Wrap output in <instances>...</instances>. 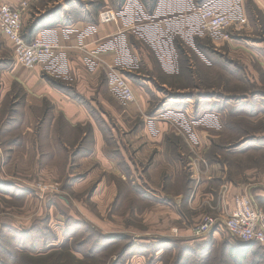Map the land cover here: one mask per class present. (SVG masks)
<instances>
[{
	"label": "rangeland",
	"instance_id": "obj_1",
	"mask_svg": "<svg viewBox=\"0 0 264 264\" xmlns=\"http://www.w3.org/2000/svg\"><path fill=\"white\" fill-rule=\"evenodd\" d=\"M130 1L133 2V9L138 10L142 6L141 0ZM162 1L166 11L181 7L186 14L183 17L190 16L184 20L186 26L179 31L170 27L156 44L145 42L143 33L139 38L132 31H121L125 32L123 35H128L126 38L131 53L127 62L132 66L130 70L117 64V59H114L113 66L95 59L88 52L87 57L95 64L90 65L92 62L88 60L86 67L89 70L95 66L100 80H107L113 70L129 80L132 88L133 84L139 88L147 85L153 90V106L146 114L155 108L160 112L161 103L158 104L156 96L162 101L170 100L168 96L191 99L196 94V86L199 97L213 95L209 97L211 104L202 107H207L209 113L204 115L198 106L199 114L196 115L204 122L209 119L215 124L213 144L200 150L192 148L197 151L193 157L191 148H188L189 160H197L201 168L196 166L195 171L182 173L183 181L188 177L191 180L188 188L175 187L177 181L167 187L117 188L113 201L104 208L100 207L96 220L85 218L80 211L79 214H68L65 203L58 199L63 197L59 184V192L50 195L42 194L36 188L42 181L29 185L27 191L19 185L15 186V181L13 183L9 179L8 184L0 186V264H264L263 248H258L254 256H245L240 260L233 258L227 252V246H232V242L223 228L233 198L239 195L232 188L237 184L232 178L239 173L244 175L254 166L258 169H253V175H258L259 168L264 170V59L245 54L264 51V17L260 11V15L255 12L250 0H220L217 6L208 5L211 0L200 6L196 5L197 0H158L157 8ZM22 2L27 5L22 15L24 29L34 19H46L45 24L50 27L54 23L62 25L65 22L67 25L62 26L69 28L71 23L65 19L74 14L73 8L84 22L90 24L99 22L100 14L105 11H113L116 15L114 28L121 18L128 19L122 15L127 14L125 10L118 9L117 0H0V5L19 6ZM208 6L218 12L232 7L231 11L225 12L236 20L244 18L246 25L239 30L209 35L200 30L195 14L198 7ZM144 11L147 12L146 9ZM145 18L147 20L143 24L147 25L149 18L147 15ZM171 24L173 22L162 25ZM171 42L176 54L172 66L179 73L176 76H167L162 71L161 61L155 54L165 52ZM174 43L179 46L178 52ZM13 66L19 68L14 61L12 45L0 34V72L7 71L9 74ZM49 78L54 81V78ZM162 83L168 85L165 96L154 86L159 87ZM205 91L209 94L203 95ZM97 95L94 93L91 98ZM106 98L114 101V111L119 112L120 117L124 115L122 107L116 102L121 101L119 97L114 94L113 99L108 94ZM194 98L197 100L196 96ZM133 104L136 113L145 114L141 112L137 97ZM99 110L104 116L109 114L101 108ZM7 114L8 117L13 116V112ZM188 115L192 116L191 113ZM115 121L117 130L123 131L121 124ZM3 157L1 154V163L4 162ZM227 180L232 181V185ZM88 191L86 189L83 195ZM88 197L87 194L86 199ZM65 198L71 205V201ZM168 199L179 203L176 208L179 214L174 206L169 207L171 212L168 213L160 210V204L167 203ZM193 201L196 202L191 208ZM206 218L215 219V233L203 240L195 239L192 236L193 227ZM172 229H177V233L173 234ZM57 254L60 256L56 257Z\"/></svg>",
	"mask_w": 264,
	"mask_h": 264
},
{
	"label": "crops",
	"instance_id": "obj_2",
	"mask_svg": "<svg viewBox=\"0 0 264 264\" xmlns=\"http://www.w3.org/2000/svg\"><path fill=\"white\" fill-rule=\"evenodd\" d=\"M250 1L264 17V0ZM209 2L217 6L220 0ZM163 4L162 1L154 13L148 15L142 6L138 10L133 9V2L127 0L123 7V12L125 10L127 14L122 15L128 19L121 18L115 28L114 23L84 22L79 15L65 19L71 23L69 28L63 27L67 25L65 22L63 26L59 22L54 23L40 36L57 43L61 51H53L31 71L13 66L9 74L7 71L0 72V156H4L3 163L0 159V186L8 184L10 179L13 183L15 181V186L29 191L28 186L36 184L37 180L54 182L61 186L63 197L59 196L58 199L65 203L68 214L82 212L85 218L96 220L97 213L101 212L100 207L104 208L113 201L117 188L167 187L176 181L178 183L174 186L181 187L185 167L191 172L195 171L196 166L201 168L197 160H189L191 155L188 148H191L193 157L197 151L192 148L200 150L213 144L215 124L209 119L204 122L200 116H196L199 114L198 106L204 115L209 113L206 108L211 104L209 97L213 95L200 96V99L196 86L197 100L195 96L184 100L168 96L170 100L162 101L156 96L158 104L161 103L160 112L155 110V106L146 114L148 108L153 106V90L147 85L139 88L133 84L132 88L127 80L134 90L141 112L146 115L136 113L134 104L132 106L116 100L123 109L121 113H124L120 117L121 114L114 111V101L106 98L110 94L114 99L110 78L100 80L95 66L89 70L86 67L90 60L88 52L95 59L113 66L114 59H117V64L130 70L132 66L127 62L131 53L126 38L128 35H123L125 32L121 31H132L138 37L143 33L145 42L156 44L170 27L179 31L186 26L184 20L190 16L183 17L186 14L181 7L166 11ZM231 8L225 11H231ZM146 15L149 19L144 25ZM196 19L198 21V17ZM167 22H173L174 26L162 25ZM248 53L264 59L263 50L245 54ZM155 54L167 76L179 75L172 66L176 58L172 42L170 47L166 46L165 52ZM49 77L58 81L59 86H53ZM154 86L164 95L168 85L162 83L159 87ZM169 89L172 88L169 86ZM94 93L98 95L91 98ZM207 93L205 91L203 95ZM205 105L208 106L202 108ZM100 108L109 114L104 116ZM191 108L194 110L190 111ZM7 112H13V116L8 117ZM114 120L121 124L123 131L117 130ZM253 169L257 171L258 167L254 166ZM253 169L246 170L244 175L239 173L234 176L232 181L237 184L232 188L239 195L252 197L260 206L264 204V170L259 168L256 176L252 173ZM227 181L232 185V181ZM86 189H89L88 199L87 194L83 195ZM65 197L71 201V205ZM167 201L160 204V210L168 213L171 212L169 207L174 206L179 214L176 210L179 203ZM195 202L191 203V208Z\"/></svg>",
	"mask_w": 264,
	"mask_h": 264
},
{
	"label": "built area",
	"instance_id": "obj_3",
	"mask_svg": "<svg viewBox=\"0 0 264 264\" xmlns=\"http://www.w3.org/2000/svg\"><path fill=\"white\" fill-rule=\"evenodd\" d=\"M26 3L19 6L10 4L0 5V34L12 45L15 64L25 71L33 70L41 60L51 55L52 51L58 49V44L45 40L38 34L31 44L22 38L23 24L22 15L26 10ZM198 26L201 31L209 35H220L231 29H242L246 25L244 18L234 19L230 14L218 12L209 7H202L196 10ZM116 15L113 11H105L100 14L99 23H114ZM110 83L113 92L124 104L135 102L134 93L128 82L112 72ZM36 188L42 194L56 195L59 187L53 182H41ZM216 221L206 218L202 223L193 227L192 236L195 239L203 240L211 233H215ZM226 236L231 242H238L244 245L257 244L264 247V205L259 206L252 197L248 195H237L233 198L231 210L223 222ZM173 234L177 229H172Z\"/></svg>",
	"mask_w": 264,
	"mask_h": 264
},
{
	"label": "trees",
	"instance_id": "obj_4",
	"mask_svg": "<svg viewBox=\"0 0 264 264\" xmlns=\"http://www.w3.org/2000/svg\"><path fill=\"white\" fill-rule=\"evenodd\" d=\"M157 1L158 0H151V2H147V0H141V5L144 9L147 10L148 15H152L154 13L156 6H157ZM206 1L207 0H197L196 5L200 6V5L204 4ZM117 2H118V7H119L118 9L121 11L126 2H125V0H117ZM198 8H200V7H198ZM253 8H254V10H256L255 12H257L260 15L259 10L256 7H253ZM72 11L74 12V14L72 16L75 17L77 15L76 10H74V8H73ZM252 14H253V11H252ZM42 19H44V18H42ZM45 23H46V19H44V20H39V19L35 20L34 19L32 22H30L25 29L23 28L22 38L24 39V41L28 44H31L38 34H40L42 31L49 29L50 25H46ZM174 47H175V50L178 52L179 51L178 44L174 43ZM49 82L53 86H59L58 84H60L58 81H53L52 79ZM209 154H207V156ZM187 171H189V169L187 167H185L183 172H187ZM190 183H191V180H189V177L185 178L184 181L182 180V182H181V187L182 188L183 187L188 188ZM258 248H260V249L263 248V250H264L263 246H260L257 244L244 245V244H241L238 242H232V246H230V245L227 246V252L233 258H237L238 260H240V259H243L245 256H249V255L254 256L255 253L257 252L256 250ZM66 253L67 252H65V253L62 252L61 254H66ZM67 254H69V253H67ZM58 256H60V254H57L56 257H58Z\"/></svg>",
	"mask_w": 264,
	"mask_h": 264
},
{
	"label": "bare ground",
	"instance_id": "obj_5",
	"mask_svg": "<svg viewBox=\"0 0 264 264\" xmlns=\"http://www.w3.org/2000/svg\"><path fill=\"white\" fill-rule=\"evenodd\" d=\"M210 4L213 6V4H215V3L214 2H210ZM208 7L211 8L210 6H208ZM212 9H215V8H212Z\"/></svg>",
	"mask_w": 264,
	"mask_h": 264
}]
</instances>
